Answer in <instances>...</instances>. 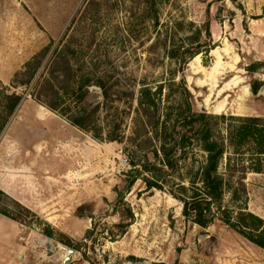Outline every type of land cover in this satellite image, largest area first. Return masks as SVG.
<instances>
[{
    "label": "rangeland",
    "instance_id": "obj_1",
    "mask_svg": "<svg viewBox=\"0 0 264 264\" xmlns=\"http://www.w3.org/2000/svg\"><path fill=\"white\" fill-rule=\"evenodd\" d=\"M207 21L212 48L180 66L168 50L190 44ZM256 26L264 27V0H0V71L3 59L20 64L0 81L23 97L0 137V210L23 225L39 264H264V249L220 219L202 227L167 190L142 179L127 188L131 155L137 162L147 151L132 144L146 138L138 112L146 84L165 82L155 96L164 106L179 98L166 86L184 77L194 111L226 115L217 120L223 134L230 115L264 117ZM84 113L104 135L119 125L122 142L70 121ZM244 183L243 204L230 194L224 204L264 218V172ZM121 219L130 225L119 235Z\"/></svg>",
    "mask_w": 264,
    "mask_h": 264
},
{
    "label": "trees",
    "instance_id": "obj_2",
    "mask_svg": "<svg viewBox=\"0 0 264 264\" xmlns=\"http://www.w3.org/2000/svg\"><path fill=\"white\" fill-rule=\"evenodd\" d=\"M211 37L210 23L207 21L203 28L192 31L190 44L172 46L168 56L176 59L180 66H185L196 55L210 51ZM164 83L155 90L147 84L140 90L138 112L146 117V138L140 141L133 139L132 144L139 149L145 147L147 151L137 162L134 156L137 151L131 155L133 175L127 182V188L131 189L138 179H142L147 189L167 190L182 203L186 219L202 227H208L220 219L264 249V218L248 210L246 205H241V195L246 194V175L249 172H264V117L230 115L226 134H223L217 120L226 118V115L194 111L192 93L184 77L174 78L166 86L171 90L170 87L175 85L179 98L159 106L155 96L165 90ZM260 86L261 82H255L253 92L257 93ZM102 93L107 99L108 93L103 89ZM22 98L21 94L0 81V137ZM49 106L56 109L54 104ZM85 116L84 113L70 121L92 132L97 139L122 142L119 125L110 126L104 135V127L93 130L84 123ZM196 153H200L199 156ZM193 158L195 161L189 162ZM0 193L6 195L2 190ZM227 194L232 195L235 203H241L237 204L241 205L238 210L224 204ZM121 202L124 199L119 198L117 204ZM0 213L17 220L6 211L0 210ZM127 216L133 219L131 208ZM129 225L130 222L121 219L115 225L119 228V235L124 234ZM92 232L93 229L88 230L87 236L90 237ZM108 232L112 235L111 239L118 236L112 230Z\"/></svg>",
    "mask_w": 264,
    "mask_h": 264
},
{
    "label": "crops",
    "instance_id": "obj_3",
    "mask_svg": "<svg viewBox=\"0 0 264 264\" xmlns=\"http://www.w3.org/2000/svg\"><path fill=\"white\" fill-rule=\"evenodd\" d=\"M254 33L256 39L264 41V27L256 26ZM1 64L4 69L6 68L5 71H0V80L4 82L20 67V64L11 59H3ZM260 95L264 94H260L259 91L258 96ZM17 181L16 179V186ZM0 264H39L38 254L33 247V241L24 235L23 225L2 213H0Z\"/></svg>",
    "mask_w": 264,
    "mask_h": 264
},
{
    "label": "water",
    "instance_id": "obj_4",
    "mask_svg": "<svg viewBox=\"0 0 264 264\" xmlns=\"http://www.w3.org/2000/svg\"><path fill=\"white\" fill-rule=\"evenodd\" d=\"M260 94H264V85L263 87L260 89ZM73 252L74 250L73 249H67V254L65 255V263H68L72 260V257H73Z\"/></svg>",
    "mask_w": 264,
    "mask_h": 264
},
{
    "label": "built area",
    "instance_id": "obj_5",
    "mask_svg": "<svg viewBox=\"0 0 264 264\" xmlns=\"http://www.w3.org/2000/svg\"><path fill=\"white\" fill-rule=\"evenodd\" d=\"M46 242V241H45ZM49 251H53V247L51 246L50 248H48Z\"/></svg>",
    "mask_w": 264,
    "mask_h": 264
}]
</instances>
